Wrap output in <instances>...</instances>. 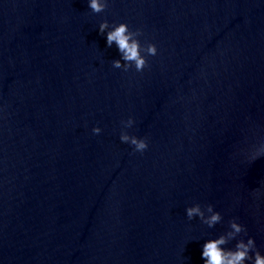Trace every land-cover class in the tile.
Wrapping results in <instances>:
<instances>
[{
    "label": "water",
    "instance_id": "95a60500",
    "mask_svg": "<svg viewBox=\"0 0 264 264\" xmlns=\"http://www.w3.org/2000/svg\"><path fill=\"white\" fill-rule=\"evenodd\" d=\"M102 20L156 44L142 72ZM261 144L264 0H0V264H203L232 218L264 253Z\"/></svg>",
    "mask_w": 264,
    "mask_h": 264
},
{
    "label": "clouds",
    "instance_id": "9594fccd",
    "mask_svg": "<svg viewBox=\"0 0 264 264\" xmlns=\"http://www.w3.org/2000/svg\"><path fill=\"white\" fill-rule=\"evenodd\" d=\"M108 5L109 0H87L88 9L94 14L104 12ZM98 34L105 37L106 47L111 48L115 45L117 49L119 59L111 61L114 69H122L125 72L134 69L137 73L142 72L148 66L147 57L158 54L156 44L150 41L141 43L139 39L143 34L141 29L132 30L125 22L109 23L107 20H102L98 24ZM134 123L131 116L121 120L118 139L120 143L129 145L134 152L142 154L148 148V141L146 137L129 134L127 130L132 128ZM101 131L98 126L91 129L93 135H99ZM262 155H264V144L252 152L248 160L251 163ZM253 195L259 194L254 191ZM184 211L189 221L196 218L209 229L221 223L223 219L221 213L214 210L212 204L202 207L199 203H194L187 206ZM230 241H234V244L228 247ZM200 257L203 264H264V253L259 250L254 238L248 235L246 227L236 218L228 221L225 232L204 240Z\"/></svg>",
    "mask_w": 264,
    "mask_h": 264
}]
</instances>
